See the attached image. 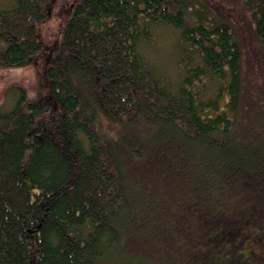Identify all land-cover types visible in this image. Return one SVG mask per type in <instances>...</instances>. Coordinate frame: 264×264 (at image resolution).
Here are the masks:
<instances>
[{"label": "trees", "instance_id": "obj_1", "mask_svg": "<svg viewBox=\"0 0 264 264\" xmlns=\"http://www.w3.org/2000/svg\"><path fill=\"white\" fill-rule=\"evenodd\" d=\"M52 1L0 8L1 68L41 52ZM243 3L264 50V0ZM161 28L173 77L145 52ZM14 91L0 108V264H163L174 237L193 264H258L253 243L264 258V73L205 1L77 0L37 94Z\"/></svg>", "mask_w": 264, "mask_h": 264}, {"label": "rangeland", "instance_id": "obj_2", "mask_svg": "<svg viewBox=\"0 0 264 264\" xmlns=\"http://www.w3.org/2000/svg\"><path fill=\"white\" fill-rule=\"evenodd\" d=\"M76 1L77 0H53L51 2L47 20L38 24L39 38L43 43V48L28 66L18 69H3L0 67V108L2 110H9L14 105L15 88L23 89L30 97H34L37 94L39 80L42 78L44 68L49 65V60L56 56V51L61 41L62 29L70 18ZM202 1L206 2L211 16L214 15L222 18L230 22L237 29L241 44L245 51V62L252 68L254 76H256L257 70L260 73H264V70L261 69L264 65V50L256 38L253 22L249 16L250 14L248 13L247 7L243 3L244 0ZM12 5L13 0H0V8H9ZM174 39L176 38L172 37V31L170 29L161 28L154 34L152 49L150 47L145 50L150 63L155 62L154 64H157L169 77L175 75V63L177 60L174 58L176 54V42L174 43L176 40ZM153 178V176L146 177V180L149 182L152 179L153 181ZM167 216L171 219V213ZM247 230V232H250V229ZM167 242V244L163 245V249L170 248V254L177 257L174 259L176 261H172L168 256L162 257L164 261L163 264H193L186 260L187 251L182 253L183 255H178V250L181 249V251H185L179 247V240H176L174 237ZM253 245L252 252H250L252 254L251 257L254 262L256 261L259 264L264 260V258H259L260 255L258 254L260 251L262 252V250L259 245L254 243ZM249 249L250 247L248 250ZM135 250H137L141 256H151V250L144 251L140 248ZM208 255H210V253ZM219 255L220 254L216 255L217 258L213 264H219L223 261L226 263L228 259L226 257L227 253H223L221 256ZM204 257H206V255L202 258ZM241 258L242 256L234 258V262L240 264ZM211 259L215 258L211 256L206 262L209 260L212 262L213 260ZM226 264H233V262L229 260ZM244 264H247V262Z\"/></svg>", "mask_w": 264, "mask_h": 264}]
</instances>
